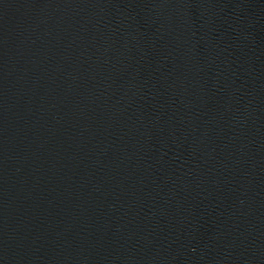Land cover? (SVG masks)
Masks as SVG:
<instances>
[{"label":"water","instance_id":"obj_1","mask_svg":"<svg viewBox=\"0 0 264 264\" xmlns=\"http://www.w3.org/2000/svg\"><path fill=\"white\" fill-rule=\"evenodd\" d=\"M0 264H264V0H0Z\"/></svg>","mask_w":264,"mask_h":264}]
</instances>
